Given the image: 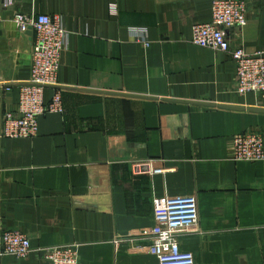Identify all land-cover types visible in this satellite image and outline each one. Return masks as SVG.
Listing matches in <instances>:
<instances>
[{"label":"crops","instance_id":"0c3cea01","mask_svg":"<svg viewBox=\"0 0 264 264\" xmlns=\"http://www.w3.org/2000/svg\"><path fill=\"white\" fill-rule=\"evenodd\" d=\"M9 1L0 10V81L12 87L0 102L2 228L34 249L79 245V264H159L148 250L154 200L194 196L199 219L179 242L195 264H264V160L231 158L234 137L264 136L255 111L264 93L239 95L232 58L191 43L213 0ZM235 1L247 23L226 31L231 47L264 56V0ZM15 13L49 15L70 33L58 74L64 113L42 116L34 139L2 137L35 41ZM0 264L51 263L32 253Z\"/></svg>","mask_w":264,"mask_h":264},{"label":"built area","instance_id":"2783aa9c","mask_svg":"<svg viewBox=\"0 0 264 264\" xmlns=\"http://www.w3.org/2000/svg\"><path fill=\"white\" fill-rule=\"evenodd\" d=\"M7 5L11 6L12 1ZM13 20L21 33L33 32L35 41L30 78L20 86L16 111L5 112L3 116L2 137L34 139L39 135V119L42 116L64 113L58 74L70 33L59 19L45 14L15 13ZM246 23V7L243 2L213 0L212 21L193 27L191 43L229 55L236 64L237 93L242 96L260 95L264 93L263 53L251 55L244 47H231L226 34L228 29L243 27ZM11 88L9 84L0 81V102ZM49 88H53L55 93L51 102L46 104L44 93ZM231 158L235 162L263 161L264 136L250 132L234 137ZM153 207L155 226L150 235V254L157 258L159 264H195L194 255L181 249L179 236L198 222L196 197L155 199ZM32 253L39 254L51 264H79V245L34 249L27 235L4 230L0 221V257L24 259Z\"/></svg>","mask_w":264,"mask_h":264},{"label":"water","instance_id":"95a60500","mask_svg":"<svg viewBox=\"0 0 264 264\" xmlns=\"http://www.w3.org/2000/svg\"><path fill=\"white\" fill-rule=\"evenodd\" d=\"M0 10H1V0H0ZM29 32H31V31H29ZM255 111L264 112V110H255Z\"/></svg>","mask_w":264,"mask_h":264}]
</instances>
